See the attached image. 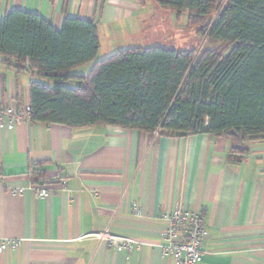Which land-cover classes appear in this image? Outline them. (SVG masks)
<instances>
[{"label":"crops","instance_id":"1","mask_svg":"<svg viewBox=\"0 0 264 264\" xmlns=\"http://www.w3.org/2000/svg\"><path fill=\"white\" fill-rule=\"evenodd\" d=\"M146 3L0 0V18L19 8L57 29L70 16L95 20L98 55L73 70L87 74L97 60L125 48L116 34H130L133 23L142 28ZM32 78L38 76L24 66L0 61V108L30 106ZM231 145L224 134L175 136L42 121L8 126L0 119V240L19 241L0 249V264H177L163 252L160 236V216L176 206L202 214L199 264H264V139L246 142L238 163L229 159ZM32 161L40 163L38 174L30 170ZM32 186L48 195H36ZM105 228L133 238L132 249L87 236Z\"/></svg>","mask_w":264,"mask_h":264},{"label":"trees","instance_id":"2","mask_svg":"<svg viewBox=\"0 0 264 264\" xmlns=\"http://www.w3.org/2000/svg\"><path fill=\"white\" fill-rule=\"evenodd\" d=\"M154 1L177 18L187 13V26L207 36L206 45L128 46L75 74L98 55L97 22L70 16L57 29L15 8L0 18V61L38 76L30 80L32 121L224 134L232 143L229 159L240 162L246 142L264 139V0ZM34 162L30 170L38 174Z\"/></svg>","mask_w":264,"mask_h":264},{"label":"built area","instance_id":"3","mask_svg":"<svg viewBox=\"0 0 264 264\" xmlns=\"http://www.w3.org/2000/svg\"><path fill=\"white\" fill-rule=\"evenodd\" d=\"M0 119L8 126L15 122H31L30 106L23 109L0 108ZM37 166L38 164L34 161L30 162V168ZM31 188L38 196L48 195V190L45 188L39 186H32ZM10 190L15 193L23 191L21 188H11ZM134 212L141 215L142 209L135 207ZM160 219L164 223V229L160 234L163 242V252L173 256L177 264H199L204 256V239L206 236L202 214L198 211L176 206L163 212ZM89 235L105 240L114 249L131 250L135 242L133 238L112 234L108 228L87 236ZM18 242V240L11 239L0 240V249L6 250L15 246Z\"/></svg>","mask_w":264,"mask_h":264},{"label":"rangeland","instance_id":"4","mask_svg":"<svg viewBox=\"0 0 264 264\" xmlns=\"http://www.w3.org/2000/svg\"><path fill=\"white\" fill-rule=\"evenodd\" d=\"M144 23L137 25L133 23L131 32L128 35L118 33L115 35L114 41L122 47L135 45H161L165 47L182 48H197L198 50L206 45L205 39L207 36H202L197 32V27H189L187 13H183L180 18H177V13L169 10H164L156 6L154 0H146ZM111 43H114L111 38ZM102 50L107 51L108 41L103 40ZM208 46H213L209 42ZM109 53V52H106Z\"/></svg>","mask_w":264,"mask_h":264}]
</instances>
